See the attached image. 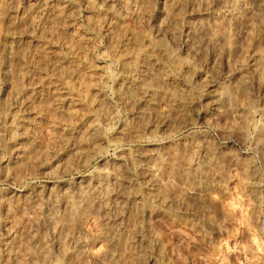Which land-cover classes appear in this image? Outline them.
<instances>
[{
  "label": "rangeland",
  "instance_id": "374dc122",
  "mask_svg": "<svg viewBox=\"0 0 264 264\" xmlns=\"http://www.w3.org/2000/svg\"><path fill=\"white\" fill-rule=\"evenodd\" d=\"M0 264H264V0H0Z\"/></svg>",
  "mask_w": 264,
  "mask_h": 264
},
{
  "label": "bare ground",
  "instance_id": "6f19581e",
  "mask_svg": "<svg viewBox=\"0 0 264 264\" xmlns=\"http://www.w3.org/2000/svg\"><path fill=\"white\" fill-rule=\"evenodd\" d=\"M193 30H194V28L192 26L187 27V31H186V34L187 35L185 37V42H184V45L185 46L188 44L189 37L190 36H191L190 39H192ZM189 33H190V36H188ZM187 46L189 47V45H187ZM194 46H196V45H193V47L192 46L191 47L192 48H195ZM184 66L187 67L188 66V63H185ZM130 85H131V81H125V82H123V84H122V92L125 93V94L129 93V91H130ZM143 93L145 94V93H147V91L144 90ZM215 97H216V102H219V101L222 100L221 99V96L219 95V93L215 94ZM153 169L154 168H152V167H145V166H143V164H139V165H136V166L133 167L132 172L133 173H138V172L143 173L144 172V173H147V175H150L151 178L148 179L147 185L149 187H154L157 184L158 180L152 176V173H154V170ZM131 195H133V197L137 196L136 193H132Z\"/></svg>",
  "mask_w": 264,
  "mask_h": 264
}]
</instances>
